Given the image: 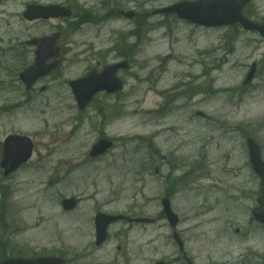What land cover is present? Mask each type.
<instances>
[{
    "label": "rangeland",
    "instance_id": "374dc122",
    "mask_svg": "<svg viewBox=\"0 0 264 264\" xmlns=\"http://www.w3.org/2000/svg\"><path fill=\"white\" fill-rule=\"evenodd\" d=\"M53 1L43 0L44 3ZM76 1L89 8L97 0ZM173 1L177 0H155V3L146 0L147 7L167 5ZM257 6L264 10V0H257ZM3 9L6 13L0 16V37L19 29L22 0L13 1ZM8 13L12 16L8 17ZM158 21L159 18L152 19L154 23ZM9 22L11 29L7 31ZM51 27L49 24L44 31ZM153 28L157 30L149 35L151 42L145 41L139 47L133 68L123 76L126 88L121 94L122 100L104 105V117L110 124L105 134L118 140L117 148L106 159L108 163L113 162L111 167L108 163L103 165L87 160L88 146H82L86 139L81 136L65 152L58 154L60 160L70 161L78 170L67 185L53 189L50 186L55 160L51 153L52 123L56 117L63 118L62 114L68 113L69 106L59 105L60 113H56L53 108L58 105L50 108L32 103L26 106L25 111L11 113L12 118H5V113L0 112V142L9 132L20 131L36 136L37 151L42 154L40 159L35 157L30 166L10 180H4L0 170V260L2 256L18 254L58 255L66 258V264L98 263L97 260L93 262L77 257V252L91 240V233L84 228L87 216L90 218V214L87 215L90 202L84 203L72 215H65L58 204V194L85 193V198H88L99 193L98 197L109 198L118 193L120 207L123 208L127 202L133 201V194L143 188L149 198L154 197L153 208L157 215L162 210L160 195L166 186V178L171 175L173 185L177 178L186 174L188 183L178 189L172 204L180 216L190 218L192 211L198 208L199 200L202 205L206 201L211 205L218 197L216 193L209 194L201 189L214 179L223 177L220 166L213 163L229 161L228 166L237 170L248 160L241 138L244 133L259 141L264 156V41L255 35L242 36L237 41L235 53L229 56L221 40L223 35L197 31L192 38L186 35L179 43H173L174 49L171 50V42L164 29ZM95 29L84 26L76 36L86 39L97 32ZM170 51L172 60L166 61ZM161 63L167 65L164 71L157 68ZM201 63L215 65L218 70L191 68ZM253 64H257V73L252 84L244 87L243 82ZM64 68L77 72L82 70L71 61L65 62ZM2 75L0 73V78ZM177 87L191 92L194 89L200 91L168 104L166 100L172 96L168 92ZM165 92L166 96L162 94ZM3 104L0 100V108ZM90 110L92 114L93 109ZM163 112L166 115L164 127L159 119ZM199 112L205 117H197ZM98 122L99 119L91 118L87 126L93 132L89 138L91 143L99 135ZM153 134L161 135L152 143L158 153H154L155 164L163 167H160L159 177L154 175V167L153 177H148L144 184H137L132 176L133 162L142 161ZM146 138L148 142L142 145ZM138 198L141 205L147 203ZM244 202H240L238 207L242 208ZM234 208L237 214V207ZM197 223L192 219L181 227L188 230L187 238L196 233L194 226ZM162 224L160 222L154 229L158 237L155 242L156 260L173 254L172 248L166 247L164 238L169 229L161 228ZM188 242L189 247L196 246L195 240ZM114 245L112 242L107 248L113 249ZM109 251L106 249L95 255H110Z\"/></svg>",
    "mask_w": 264,
    "mask_h": 264
},
{
    "label": "flooded vegetation",
    "instance_id": "af4514ba",
    "mask_svg": "<svg viewBox=\"0 0 264 264\" xmlns=\"http://www.w3.org/2000/svg\"><path fill=\"white\" fill-rule=\"evenodd\" d=\"M13 1L17 0H0V16L6 13L3 8ZM180 1L200 2L202 0ZM256 1L251 0V3L242 12L244 17L250 20L254 19L253 21L264 19L261 13L252 7ZM51 3L71 10V18L27 21L21 13L19 29L14 32H6L4 36L0 37V73L3 74L0 78V93L3 94L0 100L8 106L6 114L10 115H13L11 113L16 110H20L19 107L31 103L45 104L50 108L52 105H58L53 108L56 113H60L59 105H70L69 109L73 112L62 114L63 118L61 119L56 117L52 123L53 157L60 150L72 145L79 136L86 139L82 146H91V149L99 140L104 139L113 143L112 149L99 157L91 158L88 155L87 160L90 163L100 162L105 165L108 163L106 162L107 157L117 148L118 140L109 138L105 134L110 124H107L104 117V105L115 104L122 100L121 93L103 92L97 94L91 103V108H93L91 114L89 112L91 108L83 112L78 110L79 101L70 83L83 79L90 73L100 74L107 67L121 64L124 61H127L131 67L133 66L130 48L134 42H138L147 21L151 18L145 9L147 2L146 0H97L89 8L74 3V0H54ZM30 4H43V0H22L25 9ZM129 11H134L132 19L123 14V12ZM49 24L52 26L51 29L44 31ZM160 25L165 27L171 42H179L183 36H186L187 29L190 30L192 37L197 31L209 33L224 30L225 34L222 37L224 41L234 40L248 34L239 25L213 29L182 21L176 16L162 18ZM84 26L99 29H95L97 32L86 39L78 38L76 35ZM10 29L9 22L7 31ZM124 32H126L125 35ZM56 34H59L56 41V45L60 48L59 66L48 76L39 77L31 85H26L20 79L21 73L30 69L36 62L40 41L47 37H54ZM67 61L79 63L84 69L83 72L75 73L71 69L64 68ZM52 62V60H48L46 64L49 65ZM205 67L214 69L208 65ZM125 73L120 70L117 76L123 80ZM173 93L176 94V91ZM96 104H99V107H93ZM91 117L99 119L97 124L99 135L96 136L97 138L94 137L96 140L92 143L89 138L93 132L87 128ZM165 117L166 115H161L159 118L162 127H164ZM12 134L23 135L22 132L13 131L7 136ZM160 136V134H153L152 139L148 142L149 150L142 161L133 162L132 176L137 184H144L148 177H153L154 167L156 168L154 175L160 176V167L163 165L155 164L154 153H158L155 152V145L152 143ZM35 138L36 136L32 140L36 147ZM163 162L162 160L161 164ZM112 164L113 162L108 163L109 167ZM213 164L220 166L223 177L214 179L209 186L201 189L203 192L206 190L209 194L216 193L218 197L211 205L207 201L202 205L199 200L198 208L192 211L190 218L182 217L174 211L180 219L176 228L169 225L163 210L155 215L154 197L149 198L143 188L133 194V201L127 202L123 208L120 207V194L118 193H113L109 198H100L98 197L99 193H94L88 198H85V193L77 197H70L76 199V207L74 210L65 211V215L77 211L83 202H90L87 210V215L90 214V218L87 216L84 228L91 233V240L79 253H82L84 258H88L90 261L97 260V264H155L158 260L163 261L164 264H264V224L260 223L255 216L258 213H264V210L259 209L257 203L261 188L260 178L253 172L249 160L244 162L243 166L237 167V170L228 166L229 161ZM77 170L76 166H72L69 161L54 160L52 166L53 187L57 188L68 182ZM185 175L177 178L173 185L171 184V175L166 178V186L160 195L161 204L164 199H168L172 204L178 194V189L188 183ZM138 197L146 200L147 203L141 205ZM59 198L62 202L65 197L59 195ZM240 202H244L242 208L238 207ZM234 206L237 207V214ZM100 214L116 216L119 219L108 226L106 240L97 246L96 219ZM208 215L212 216L208 217ZM192 219L198 221L194 226L196 233L187 238L188 230L181 229V227ZM160 222L163 223L161 228L169 229L164 238L167 240L166 247L172 248L173 254L156 260L154 258L155 242L158 237H156L154 229ZM190 240H195L194 248L189 247L190 242L188 241ZM112 242L115 243L114 248H107ZM106 249L110 250V255L101 257L95 255L98 252H105Z\"/></svg>",
    "mask_w": 264,
    "mask_h": 264
},
{
    "label": "water",
    "instance_id": "95a60500",
    "mask_svg": "<svg viewBox=\"0 0 264 264\" xmlns=\"http://www.w3.org/2000/svg\"><path fill=\"white\" fill-rule=\"evenodd\" d=\"M195 6H196L195 4H179L175 7L164 9L160 11L159 13H167V14L175 13L182 18H188L194 22H198L197 12L200 11V8H196ZM212 6L214 7V5ZM202 9H204V12H206L207 10L209 11V9L206 8L204 5L202 6ZM69 15L70 13L67 10H65L64 8L57 7V6H49V7L32 6V7H29L28 12L26 14V18L30 20H33L35 18L48 19V18H53V17H61V16H69ZM208 15L213 17V20L208 21L207 23H202V24L211 23L213 26H220V25H224L227 23H234V22H238L242 20L240 17H238V13H235L234 16L232 15L228 16L227 14H223L221 12H219L218 14H215V12L212 14L209 13ZM241 22L244 24L245 28L249 30H257L264 37V25L260 27L257 25H252L248 22H243V20ZM42 58L45 59L47 58V56L46 57L42 56ZM116 70L117 68L108 69L106 70V72L101 78L91 79L90 82L87 84L85 88L87 90L85 91L83 89L78 88V90L83 91L78 96L80 99L81 109H84L86 107V105L90 102L92 96L98 91L108 90L114 93L122 89V84L120 81H113ZM254 75H255V67L252 68L245 82V85L249 84L252 81ZM106 80H109L110 82L105 83ZM7 142L9 143L6 145L5 159L1 164L2 168H4L6 171L5 172L6 175L12 173L21 164L27 162L30 159L31 154H32V145L27 138L11 137ZM109 147H110V144L106 143L105 141H101L94 148L93 154L103 153ZM248 147H249V155H250V160H251L253 169L261 177V180H262V190H261V197L259 199V202L262 205H264V162L262 161L260 147L253 139H250L248 141ZM164 207H165L170 223L173 226L176 225L177 218L172 213L168 201H164ZM66 208L70 209L71 206L68 205L66 206ZM99 219L100 218H98V221H97L98 241L101 242L105 235L106 225L103 224L104 221L100 223ZM263 221H264V217H263ZM0 264H63V260L58 259V258H41L38 260H9V261H6Z\"/></svg>",
    "mask_w": 264,
    "mask_h": 264
}]
</instances>
